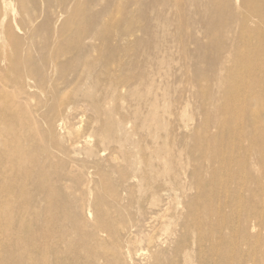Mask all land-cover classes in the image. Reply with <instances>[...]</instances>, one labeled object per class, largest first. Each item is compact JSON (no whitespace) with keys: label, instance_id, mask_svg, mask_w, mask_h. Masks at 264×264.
I'll use <instances>...</instances> for the list:
<instances>
[{"label":"rangeland","instance_id":"rangeland-1","mask_svg":"<svg viewBox=\"0 0 264 264\" xmlns=\"http://www.w3.org/2000/svg\"><path fill=\"white\" fill-rule=\"evenodd\" d=\"M261 161L264 0H0V264H264Z\"/></svg>","mask_w":264,"mask_h":264},{"label":"bare ground","instance_id":"bare-ground-1","mask_svg":"<svg viewBox=\"0 0 264 264\" xmlns=\"http://www.w3.org/2000/svg\"><path fill=\"white\" fill-rule=\"evenodd\" d=\"M12 64L13 67L20 68V66H17L14 62ZM250 159L251 158H243V160H239L231 165L233 168L235 166L237 174L240 175L245 173V175H241L239 178L240 182L236 185V195L234 197L236 199H243L245 192L251 194V192L254 191V185L251 179H247V176L251 177L252 173L249 163ZM259 167L261 168L260 174L264 178V163H259ZM29 178V175L23 177L26 186L32 185L33 183ZM35 182L38 187L40 181L36 180ZM41 184L42 187L45 186L43 181H41ZM261 184L263 185L262 182ZM55 235L57 236L56 232H48L44 235L43 239L39 240L38 248L35 246L29 248L27 255L28 264H84L83 258L87 253L85 254L84 251L79 249L81 245L75 242L71 243L70 241L64 243L60 235V239H56Z\"/></svg>","mask_w":264,"mask_h":264}]
</instances>
